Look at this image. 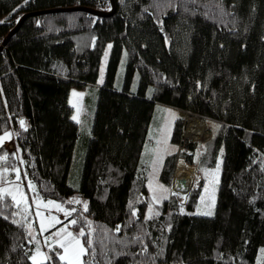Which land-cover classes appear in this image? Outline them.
Returning a JSON list of instances; mask_svg holds the SVG:
<instances>
[{"label": "trees", "instance_id": "obj_1", "mask_svg": "<svg viewBox=\"0 0 264 264\" xmlns=\"http://www.w3.org/2000/svg\"><path fill=\"white\" fill-rule=\"evenodd\" d=\"M72 7L108 12L111 3L0 0V43L32 14L0 50V136L11 132L16 147L0 145V157L18 156L35 198L76 210L65 222L85 233L84 264H264V144L253 141L264 137V0H114L105 17L34 14ZM71 88L86 90L79 122ZM160 107L181 113L173 144L184 114L209 123L203 146L186 143L178 155L203 171L221 159L211 216L195 213L203 179L184 203L151 199ZM176 156L163 161L165 186ZM36 246L11 198L0 200V264H33ZM61 252L53 245L41 264H66Z\"/></svg>", "mask_w": 264, "mask_h": 264}, {"label": "rangeland", "instance_id": "obj_2", "mask_svg": "<svg viewBox=\"0 0 264 264\" xmlns=\"http://www.w3.org/2000/svg\"><path fill=\"white\" fill-rule=\"evenodd\" d=\"M0 45H2V43H0ZM108 45L109 44L106 45V48L104 50L102 60L100 63V67H99V79L100 80L103 78L105 66H106V62L108 58V52H109ZM3 47L4 46H2V48ZM106 52H107V56H105ZM102 69H103V72L101 71ZM73 93H75L76 95H73ZM85 94H86L85 89L82 90V89H77V88H71L70 93H69V102L73 108V116H77L79 121L82 120L85 115L84 106L82 103L83 97L85 96ZM160 108H162V111H161L160 118H159V127L158 128L155 127L154 129L152 128L151 133H150L151 140L154 141V144L151 145V150H149L150 159L148 161L149 168H148V173H147L148 174L147 175V188L151 196V199L153 200V196L155 195L157 197V200L156 201L153 200V202L160 204L164 200L163 197L168 198L169 196L174 195L173 194L174 192L172 190L173 181H174V169H173V174H172L171 185L170 186L163 185L159 181V172L161 170L163 162L162 164L159 163L158 158L162 156L163 161H164V159L168 155L176 154L177 156H176L175 164L178 160H182L186 165L192 167L195 171L197 179H196V184L192 189L197 188L199 183L203 179L202 191H201V195H200L195 213L211 211V209L213 208V200H212L213 186L209 184V181L212 180V176L210 175V173L215 171L216 167L214 169H208V170L203 171V170L197 169V166L195 164L190 165L186 163V161L178 155L179 152H183L185 150L183 145H185L186 143H193L194 145L197 146V150L198 148H201L203 146V144L211 136L210 129H209L210 128L209 123L202 120L205 124V130H204L203 135H200L198 139L183 138L182 134L185 129V123H186L185 122L186 117L184 114L183 119H182L183 129L181 132V136L179 138V143L173 144L171 142L172 132H173L176 121L181 117V113L173 108H166V107H160ZM194 118H198V117H194ZM166 129L168 131H165ZM10 134H11V138L5 139L3 143H0V144L6 145L8 150H15L16 147H15V144H13L14 142L12 139V133L10 132ZM259 140L261 141L260 142L261 145H263L264 137L261 135H257V134L254 135L253 141L256 145L259 144L258 143ZM15 157L16 158H12L13 160L10 159L8 161L7 159L6 160L0 159V189H8L10 193L16 194L18 199L20 198L19 197L20 192L24 194V197L26 199V204H21L19 207L16 205L15 201L12 200L11 196L9 197L13 201L15 207L17 208L18 216L21 217L25 227L27 228L28 234L31 231V235L30 234L29 235L30 237H32V239L37 244L36 250L38 248L41 253H43L45 256L48 257L49 249L52 248L53 245L58 246L56 244V240L58 238L53 236L52 235L53 233H55L61 227H64V225H67L68 226L67 230L73 233L74 235L78 236V233L75 231H72V228L70 227L71 224L68 223L69 221L65 222L66 218L62 212L56 211L55 208L40 207L39 209H37V206L35 203L37 200L47 203L48 199L35 198L36 196H33V193H32L33 190L31 189L30 185L31 186H34V185L22 174L21 163L18 160V156L16 155ZM218 162L221 163L220 158L218 159ZM175 164H174V167H175ZM219 173H218V177H219ZM18 176H19V179H17ZM16 185L20 186L19 190L17 189ZM206 186L209 188L208 192L205 191ZM216 186L217 184L214 186V199H215ZM201 196L205 197L203 201H201ZM74 197L81 201V203L79 204L72 203L74 207L75 206L82 207L84 205L81 206L80 204H84V202H87V200H83L82 198L77 197V196H72L70 197L69 200L73 199ZM184 202H181V203H184ZM24 207H28L27 213L22 211ZM63 208L69 211L73 209V208H67V207H63ZM37 211L43 213V217L37 216ZM49 216H55L59 218V220L62 223L56 224L55 227L50 228L48 231L41 232L40 221L41 219H44L45 222H47V218ZM29 224L31 225V230L28 227ZM64 235H66V233H64ZM36 250L34 252V255L36 254ZM61 254H63V249H62ZM37 260L42 262L45 259H44V256H37Z\"/></svg>", "mask_w": 264, "mask_h": 264}, {"label": "snow or ice", "instance_id": "obj_3", "mask_svg": "<svg viewBox=\"0 0 264 264\" xmlns=\"http://www.w3.org/2000/svg\"><path fill=\"white\" fill-rule=\"evenodd\" d=\"M25 3H27V0H25ZM0 23H2V21H0ZM112 47L111 44L108 45V48L110 49ZM105 56H107V52L105 53ZM103 72V69L101 70ZM73 95H76L75 93H73ZM73 120H76L77 122H79L78 117L77 116H73L72 117ZM19 124L22 128H24L25 130V121L24 120H20ZM215 128H218L219 126H214ZM165 131H168L167 129ZM11 138V134L5 132V134L3 136H0V143H3V141L5 139H10ZM166 142V141H165ZM171 154V153H169ZM0 159H7V156L5 157H0ZM159 163L162 164L163 162V157H159L158 158ZM155 163V161H154ZM220 167H221V163L218 162L215 171H213L212 173H210V175L212 176V180L209 181V184L213 186V192H212V200H213V206H214V186L216 184L219 183V177H218V173L220 171ZM17 179H19V176L17 177ZM183 185L181 184V187ZM17 189L19 190V185H16ZM31 189L34 191V186H31ZM163 187V186H161ZM205 191L208 192L209 188L206 186ZM174 195H177V193H173ZM6 196H11L12 200L15 201L16 205L19 207L21 204H26V199L24 197V194L22 192L19 193V199L17 198L16 194L10 193L8 191V189H0V200H4L6 198ZM163 199H167V197H163ZM205 199L204 196H201V201H203ZM153 200L156 201L157 197L154 195L153 196ZM36 206L37 209H39L40 207H44V208H55L56 211L58 212H62L65 216V218L71 217L72 213L74 211H76L75 209L72 210H66L64 209L61 204L56 203L55 201L52 200H48L47 203H44L43 201L37 200L36 202ZM67 203L72 204V203H81V201L77 198H73L71 200H69ZM84 210L87 211L88 210V206H87V202H84ZM23 212L27 213L28 212V207H24L22 209ZM181 212H183V208H181ZM149 213L150 215H146V219H151L152 218V213L153 210L151 208H149ZM155 215H158L159 213H154ZM201 215H205V216H211L213 215L212 211H206V212H201L199 213ZM133 216L136 215V212L133 211L132 213ZM37 216H41L43 217V213L37 211ZM13 223H18V221H13ZM62 223L59 218L55 217V216H49L47 218V222H45L44 219H41L40 221V230L41 232L44 231H48L50 228L55 227L56 224H60ZM71 225H75L78 223V221L76 219H72L69 220L68 222ZM29 229L31 230V225H28ZM68 226L64 225V227H61L60 229H58L55 233H53L52 235L57 237L58 239L56 240V244L58 245V247L63 249V254H61L59 256L61 261H65L66 264H84V262L81 260V257H83L84 255L87 254V249L84 247V245L81 243L79 236H84L85 233L83 230L80 231L79 236L74 235L73 233L69 232L67 230ZM116 231L119 232L120 231V226L118 225L116 228ZM64 233H66V235H64ZM29 234L31 235V231L29 232ZM87 245L88 248L90 249L92 247V242L91 240H87ZM262 254H264V249L261 250ZM37 256H44V259L47 260L48 257L45 256L43 253H41L39 251V249L37 248L36 250V254L33 255L32 257H30V259L32 260L33 264H41L40 261L37 260Z\"/></svg>", "mask_w": 264, "mask_h": 264}, {"label": "bare ground", "instance_id": "obj_4", "mask_svg": "<svg viewBox=\"0 0 264 264\" xmlns=\"http://www.w3.org/2000/svg\"><path fill=\"white\" fill-rule=\"evenodd\" d=\"M185 129L183 131V138L198 139L200 135H203L205 130V124L202 119L194 118L185 115ZM196 174L192 167L186 165L182 160H178L174 167V181L173 192L177 193V197L184 201L189 191L196 184ZM181 184L183 185L181 187Z\"/></svg>", "mask_w": 264, "mask_h": 264}, {"label": "water", "instance_id": "obj_5", "mask_svg": "<svg viewBox=\"0 0 264 264\" xmlns=\"http://www.w3.org/2000/svg\"><path fill=\"white\" fill-rule=\"evenodd\" d=\"M110 3H111V10L108 11V12L98 11V10L85 8V7H72V8H56V9L44 10V11H40V12H37V13H34V14L66 12V11H85V12L91 13V14L96 15V16H104L105 17V16L111 15L112 12L114 11V0H110ZM29 15H32V14H25L22 17L19 18V20L17 21L15 26L10 30V32L8 33L6 38L2 41V45H0V50L2 49V46H4L6 44L7 40L9 39V37L18 29V27L21 24V22Z\"/></svg>", "mask_w": 264, "mask_h": 264}, {"label": "built area", "instance_id": "obj_6", "mask_svg": "<svg viewBox=\"0 0 264 264\" xmlns=\"http://www.w3.org/2000/svg\"><path fill=\"white\" fill-rule=\"evenodd\" d=\"M181 202H184V201H181V200H180V203H181Z\"/></svg>", "mask_w": 264, "mask_h": 264}, {"label": "crops", "instance_id": "obj_7", "mask_svg": "<svg viewBox=\"0 0 264 264\" xmlns=\"http://www.w3.org/2000/svg\"><path fill=\"white\" fill-rule=\"evenodd\" d=\"M71 105V104H70ZM72 106V105H71ZM1 136H3V135H1ZM0 145H2V144H0Z\"/></svg>", "mask_w": 264, "mask_h": 264}]
</instances>
